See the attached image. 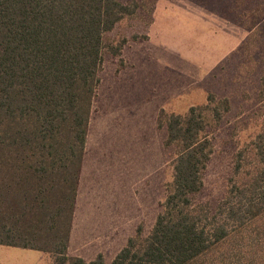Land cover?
<instances>
[{
  "label": "trees",
  "instance_id": "obj_1",
  "mask_svg": "<svg viewBox=\"0 0 264 264\" xmlns=\"http://www.w3.org/2000/svg\"><path fill=\"white\" fill-rule=\"evenodd\" d=\"M136 11L120 0H0V245L52 264H106L68 248L105 52H122L105 35ZM215 102L168 118L176 159L162 212L111 264H264V126L216 212L195 203L214 150L204 113L218 124L229 110Z\"/></svg>",
  "mask_w": 264,
  "mask_h": 264
},
{
  "label": "rangeland",
  "instance_id": "obj_2",
  "mask_svg": "<svg viewBox=\"0 0 264 264\" xmlns=\"http://www.w3.org/2000/svg\"><path fill=\"white\" fill-rule=\"evenodd\" d=\"M120 1L137 11L105 35L122 52L107 48L99 74L86 154L90 194L78 219V232L102 228L112 242L140 227L149 236L162 212L174 181L171 115L204 107L210 96L212 108L229 102L218 124L204 113L214 150L195 203L214 213L239 181L237 165L240 177L250 170L264 126V0ZM3 250L0 264H10ZM26 252L35 256L21 264H50L46 254Z\"/></svg>",
  "mask_w": 264,
  "mask_h": 264
},
{
  "label": "crops",
  "instance_id": "obj_3",
  "mask_svg": "<svg viewBox=\"0 0 264 264\" xmlns=\"http://www.w3.org/2000/svg\"><path fill=\"white\" fill-rule=\"evenodd\" d=\"M150 38V37H149ZM92 130V119L90 120L89 129H88V136H87V144H86V151L83 160V166L79 181V189L77 194V201H76V208L75 214L72 224L71 230V237L69 242L68 248V255L71 257H78L82 258L87 262H92L97 259L98 256H103L106 264H111L116 256L121 252L122 249L127 245L130 238L134 237L132 235V231L128 230L127 234L123 236V238L119 241H113L109 239L108 236L111 234H102L98 228L95 229L92 227L81 228V231L78 232V219L80 214V208L82 205V197L88 196L90 194L89 188L87 186L88 176L86 175V154L88 153V137L90 139V134ZM82 223V218L80 221V225ZM137 227H135V230ZM106 237V238H105ZM0 247L4 248L3 255L4 257L2 260L6 258L11 259L10 264H21L20 262L23 261H30V259L35 256L33 253H28L26 251H36V250H29V249H22V248H15L0 245ZM8 249V250H7ZM38 253L46 254L50 258V264H52V258L49 254L36 251ZM47 264V263H46Z\"/></svg>",
  "mask_w": 264,
  "mask_h": 264
}]
</instances>
